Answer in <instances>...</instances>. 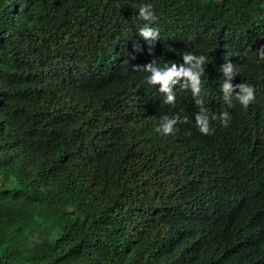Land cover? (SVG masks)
<instances>
[{"label":"trees","instance_id":"trees-1","mask_svg":"<svg viewBox=\"0 0 264 264\" xmlns=\"http://www.w3.org/2000/svg\"><path fill=\"white\" fill-rule=\"evenodd\" d=\"M262 45L264 0H0V264H264ZM185 52L206 57L211 135L190 89L167 104L136 67ZM228 60L247 109L223 100Z\"/></svg>","mask_w":264,"mask_h":264},{"label":"clouds","instance_id":"clouds-1","mask_svg":"<svg viewBox=\"0 0 264 264\" xmlns=\"http://www.w3.org/2000/svg\"><path fill=\"white\" fill-rule=\"evenodd\" d=\"M137 9L138 14L136 15V19L144 22L137 29L139 35L149 43H155L156 38L159 36V30L153 26L158 19L154 4L143 2ZM256 54L259 60L264 61V45L256 50ZM182 59L184 63L179 66L176 63H172L171 65L165 64L161 67L153 59L143 67H136L142 68L145 72L149 73L145 77L147 84L159 85L158 91L165 94L164 102L167 104H174L176 101L174 86L179 85L180 89H190L192 96L195 98L196 105L200 106L199 111L195 114L197 128L202 134L211 135L215 129L210 127V117L202 104V98H200L201 77L204 75L206 57L192 52H185L182 54ZM220 70L224 77L223 83L220 85L224 102L230 108L233 106V99H235L243 108L247 109L249 104L253 103L256 99L257 90L255 85L244 82L234 85L232 80L238 72L230 60L225 61L221 65ZM235 89H238V91H234ZM218 118L224 126H227L231 119L229 112L226 110L222 111ZM211 119L215 120L217 117L213 115ZM187 122L188 117L181 116L179 113L171 116L163 115L160 118L156 131L165 136L175 135L179 131L177 126Z\"/></svg>","mask_w":264,"mask_h":264}]
</instances>
